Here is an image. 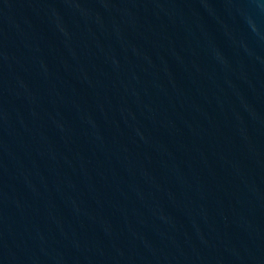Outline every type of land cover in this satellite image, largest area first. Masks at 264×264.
Segmentation results:
<instances>
[{
    "label": "water",
    "instance_id": "obj_1",
    "mask_svg": "<svg viewBox=\"0 0 264 264\" xmlns=\"http://www.w3.org/2000/svg\"><path fill=\"white\" fill-rule=\"evenodd\" d=\"M0 264H264V0H0Z\"/></svg>",
    "mask_w": 264,
    "mask_h": 264
}]
</instances>
